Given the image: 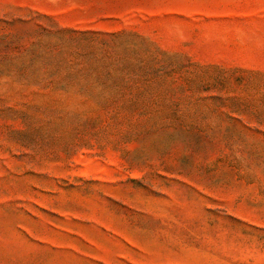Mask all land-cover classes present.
<instances>
[{
  "label": "rangeland",
  "instance_id": "rangeland-1",
  "mask_svg": "<svg viewBox=\"0 0 264 264\" xmlns=\"http://www.w3.org/2000/svg\"><path fill=\"white\" fill-rule=\"evenodd\" d=\"M0 264H264V0H0Z\"/></svg>",
  "mask_w": 264,
  "mask_h": 264
}]
</instances>
